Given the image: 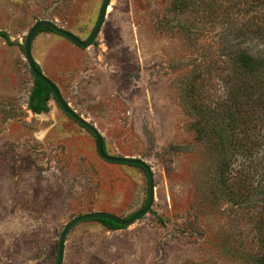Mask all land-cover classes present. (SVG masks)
I'll return each mask as SVG.
<instances>
[{"label":"rangeland","instance_id":"1","mask_svg":"<svg viewBox=\"0 0 264 264\" xmlns=\"http://www.w3.org/2000/svg\"><path fill=\"white\" fill-rule=\"evenodd\" d=\"M102 1L0 0L9 39L0 36V264H55L71 219L95 211L129 218L147 200L145 172L100 158L92 134L54 98L48 112L28 107L31 24L49 19L85 40ZM258 2L110 0L86 48L37 32L32 57L68 106L95 126L108 154L141 158L153 175L145 216L117 229L78 222L61 264H257L264 193L253 189L264 182V142L256 159L229 151L222 164L210 131L222 122L204 112L244 84L253 89L231 55L264 53V31L245 32L252 18L264 24ZM258 93L264 87L255 100Z\"/></svg>","mask_w":264,"mask_h":264},{"label":"trees","instance_id":"2","mask_svg":"<svg viewBox=\"0 0 264 264\" xmlns=\"http://www.w3.org/2000/svg\"><path fill=\"white\" fill-rule=\"evenodd\" d=\"M258 1L264 5L263 0H245L250 7L252 6L254 8L260 6ZM252 20L253 21L249 22L250 25L245 29V32L251 30L252 25L264 31V24L262 22L258 24L257 20L254 18H252ZM262 20H264V18ZM43 30L50 31L49 28L42 27L38 32ZM237 30L239 31L240 29ZM238 31H235L236 34H238ZM0 36L9 42L6 32L0 31ZM231 60L236 69L242 73L244 77L250 76L253 78V89H250L248 84H244L237 88L234 93H231L230 103L226 101V104L223 102L224 105L219 106L220 103L218 102L216 105L218 108L209 107L205 112V109L203 110L199 107L200 112L203 111L205 114H210L212 115L211 117L220 119L222 122L221 127L217 129L213 127V129H210L213 136L216 138L215 144L222 146L221 149L225 151L223 155H221V151L218 154L222 164H225L222 157H225L226 153L229 151H235L237 155L250 157V155H252V150L258 151V147H261L264 142V133L262 132L264 129V93H258V99L256 98L255 100L254 98L255 88L259 89V87H264V53L257 54L245 48L237 49L235 53L231 55ZM36 67L38 70H41L37 64ZM50 98H54L51 89L45 83L34 77L33 88L27 100L29 109L34 113L48 112L47 102ZM206 132L209 134L208 136L211 137L209 131L207 130ZM103 147L105 149L104 142ZM252 159L256 158L252 155ZM133 166L144 171L137 165ZM260 193H264V182H262L260 187L256 186V188L253 189L254 196ZM98 221L109 229L121 228V226L107 219H98ZM259 226L262 253L260 258H258L257 264H264V219Z\"/></svg>","mask_w":264,"mask_h":264},{"label":"water","instance_id":"3","mask_svg":"<svg viewBox=\"0 0 264 264\" xmlns=\"http://www.w3.org/2000/svg\"><path fill=\"white\" fill-rule=\"evenodd\" d=\"M109 2L110 0L102 1L99 14L97 17V21L90 35L85 40H81L76 35L60 27L52 20L41 19V20L36 21L35 23L31 24V27L27 31L25 41H24V46H23V53H24V57H25V60L27 62V65L29 67L31 74L37 79H39L40 81H42L43 83H45L51 89L52 94L54 96V100L58 104V106L70 118H72L75 122H77L79 125H81L83 128H85L92 134L94 138L95 150L100 158H102L103 160L107 162H112V163L125 164V165H137L144 170L147 176L146 180L148 181V197H147L146 203L143 206V208H141L139 212H136L129 218H122L111 212L95 211V212H90L87 214L79 215L71 219L64 226L63 230L60 233V236L58 239V245H57V256H56L55 264H61L62 262V257H63L62 253L64 250L65 236L73 225L77 224L78 222L86 221V220L107 219L121 227H126L134 223L136 220L140 219L141 217L145 216L149 212L154 202V185H153V180H152L153 175H152L150 166L141 158L128 157V156H113V155L108 154L107 151L103 147L102 136L98 132V130L95 128V126L91 124L90 122H88L83 117H81L80 115H78L72 108H70V106H68V104L65 102L62 95L60 94V91L58 87L56 86V84L52 80H50L46 75H44L41 70L37 69L35 60L32 57V53H31V46H32L33 38L37 34L38 30L42 27L49 28L51 32H54L66 38L68 41H70L72 44L78 47H81V48L88 47L89 45L92 44V42L96 39L98 33L100 32L101 26L105 20L106 11L109 6Z\"/></svg>","mask_w":264,"mask_h":264}]
</instances>
